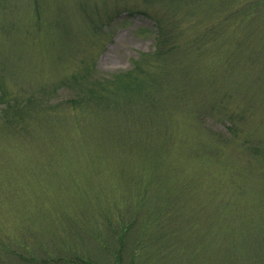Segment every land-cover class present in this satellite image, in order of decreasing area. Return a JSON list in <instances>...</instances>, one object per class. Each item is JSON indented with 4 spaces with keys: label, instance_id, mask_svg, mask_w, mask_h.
Masks as SVG:
<instances>
[{
    "label": "rangeland",
    "instance_id": "rangeland-1",
    "mask_svg": "<svg viewBox=\"0 0 264 264\" xmlns=\"http://www.w3.org/2000/svg\"><path fill=\"white\" fill-rule=\"evenodd\" d=\"M222 1L0 0V264H264V61Z\"/></svg>",
    "mask_w": 264,
    "mask_h": 264
},
{
    "label": "trees",
    "instance_id": "trees-1",
    "mask_svg": "<svg viewBox=\"0 0 264 264\" xmlns=\"http://www.w3.org/2000/svg\"><path fill=\"white\" fill-rule=\"evenodd\" d=\"M210 1H212L214 5L218 4V7L221 9L223 1ZM215 1H217L218 3ZM143 3L145 5H148L149 0H143ZM136 13L148 15L149 10H138ZM149 16L155 18L151 14H149ZM223 19L228 22L229 30H231L228 31L232 36L231 38L233 40L231 41V44L235 45L238 48L246 47L245 49H251L256 47L257 49L255 53L260 55L261 60L264 61V0H228V7L224 11ZM156 21V26H158L159 20ZM158 27L161 31L160 24ZM160 31L159 37L163 38L161 34L162 32ZM163 34L167 36L166 32H164ZM166 40L167 37H165V39H162L161 44L164 45L163 43H165ZM143 73L145 74L146 72L141 71L138 76L122 78V80L118 79V77L116 76H112V81H107L106 79L99 78L97 83H95L94 80L88 81L91 79V76H88V73L87 76L84 77V79L72 78L73 80H71L68 85H72V87H80L81 89L80 93L78 92L73 96V98H71V103L74 106L79 107H85L89 103H96V105L98 106H104L108 105V103H110L113 98L115 100V97L117 96L125 97L124 99H126L127 102H131V100H134L135 94H141V92L144 93V90L142 89L143 87H146V79L151 80L150 76H143ZM127 76H130V74ZM141 76L143 78H141ZM153 83L154 80L152 79L151 84ZM63 84L66 85V82H63ZM97 88L99 90H97ZM121 94H123V96H120ZM130 96L132 97L130 98ZM20 102L22 101L14 100V103L17 104L16 109L18 113L26 114L27 112ZM31 103L32 100H28L26 106L29 107ZM40 103L41 102L37 104V109L39 111H41L43 107V102L42 104ZM6 107L10 108V106H8L7 104ZM2 112L4 113L5 111L3 110ZM125 133L129 132L126 130ZM251 152L253 155H260V157L264 159L263 145H259L258 147L253 148Z\"/></svg>",
    "mask_w": 264,
    "mask_h": 264
}]
</instances>
